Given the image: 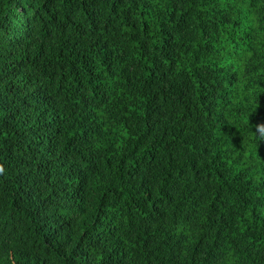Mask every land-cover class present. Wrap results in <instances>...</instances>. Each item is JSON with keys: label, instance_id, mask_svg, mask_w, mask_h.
<instances>
[{"label": "trees", "instance_id": "obj_1", "mask_svg": "<svg viewBox=\"0 0 264 264\" xmlns=\"http://www.w3.org/2000/svg\"><path fill=\"white\" fill-rule=\"evenodd\" d=\"M0 264H264V0H0Z\"/></svg>", "mask_w": 264, "mask_h": 264}, {"label": "clouds", "instance_id": "obj_2", "mask_svg": "<svg viewBox=\"0 0 264 264\" xmlns=\"http://www.w3.org/2000/svg\"><path fill=\"white\" fill-rule=\"evenodd\" d=\"M0 171H3L2 167H0Z\"/></svg>", "mask_w": 264, "mask_h": 264}]
</instances>
